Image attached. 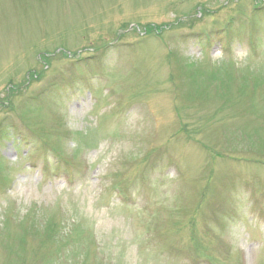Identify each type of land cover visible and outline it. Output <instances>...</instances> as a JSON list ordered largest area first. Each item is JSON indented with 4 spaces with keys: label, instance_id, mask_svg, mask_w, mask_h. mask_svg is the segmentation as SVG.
Returning a JSON list of instances; mask_svg holds the SVG:
<instances>
[{
    "label": "rangeland",
    "instance_id": "374dc122",
    "mask_svg": "<svg viewBox=\"0 0 264 264\" xmlns=\"http://www.w3.org/2000/svg\"><path fill=\"white\" fill-rule=\"evenodd\" d=\"M263 81L264 0H0V264H264Z\"/></svg>",
    "mask_w": 264,
    "mask_h": 264
}]
</instances>
